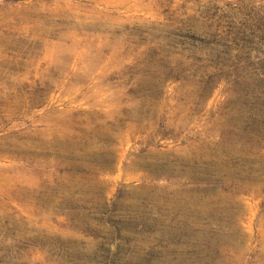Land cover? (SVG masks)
Listing matches in <instances>:
<instances>
[{"label": "rangeland", "instance_id": "1", "mask_svg": "<svg viewBox=\"0 0 264 264\" xmlns=\"http://www.w3.org/2000/svg\"><path fill=\"white\" fill-rule=\"evenodd\" d=\"M7 78L0 145L109 135L4 151L0 264H264V0H0Z\"/></svg>", "mask_w": 264, "mask_h": 264}, {"label": "bare ground", "instance_id": "2", "mask_svg": "<svg viewBox=\"0 0 264 264\" xmlns=\"http://www.w3.org/2000/svg\"><path fill=\"white\" fill-rule=\"evenodd\" d=\"M62 24V23H61ZM52 24L50 23V26ZM54 25V24H53ZM57 25V24H56ZM60 25V24H58ZM66 25V24H64ZM69 25V24H68ZM71 25V24H70ZM55 26V25H54ZM58 27H61V26H58ZM63 27V26H62ZM48 28V27H47ZM56 29V28H55ZM58 29V28H57ZM47 30V29H46ZM62 30V29H61ZM52 32V30H51ZM56 32V31H55ZM49 34V33H48ZM51 34V33H50ZM58 34V33H56ZM60 34V33H59ZM61 35V34H60ZM26 42V41H25ZM30 43V42H29ZM68 43V42H67ZM37 44V43H36ZM35 43H32L31 44V48H35L37 45ZM62 44V43H61ZM30 46V45H29ZM62 45H59L58 48H55V53L56 55L58 56H62V57H67V55L69 54H65L63 53L64 51L62 50L63 48L60 47ZM32 50V49H31ZM53 51V52H54ZM70 56V54H69ZM55 58L54 60L56 61V56L53 57ZM59 58V57H58ZM60 61V59H58ZM48 65V63H46ZM58 64H60L58 62ZM56 64L55 66H53L51 68V71L50 73L47 75V77L43 78L44 82H48L50 80H52V78L57 75V74H60V71L61 69L59 68V65ZM52 65V64H51ZM15 67V66H14ZM48 69V68H47ZM5 82H4V86L5 87H2L0 88V92H2V90H4L3 88L5 89H9L11 88V83L10 80L7 79H4ZM45 83V84H46ZM58 85V83H57ZM47 86V85H46ZM8 104V103H6ZM9 105V104H8ZM92 110V109H91ZM99 110V109H98ZM123 110V109H121ZM9 111H14V110H9ZM100 111V110H99ZM76 113H78L77 115V121L75 120V114H71L69 116V118H66L65 115L63 116H56V117H52V118H47L45 119L46 120V129L45 130H42L40 131L39 135H36L38 137L37 140L33 141V139H30V135H27V134H24V133H21L20 135L19 134H15V135H11L10 137H7L6 138V141H9L7 144H3V142L1 141L2 145H0V161L1 160H4V159H10L9 156L4 152L6 150L8 151H13V156H14V159H21L23 156V153L27 152L28 153V146H27V143L25 142V139H27V142L29 140V142H31L32 144H36V147L37 148H40L41 152L42 153H46L47 151H44L42 150L47 148V147H55L57 149H60L61 147H64V145H66V143L63 141V139H61L59 136H60V132L61 131H65L67 129L65 128H71V131L74 129L75 132H79L81 134H87V133H93V138L94 140L91 141L90 143H94L95 142H98L99 140H102V139H105L108 137L109 133L106 134L105 133V130H99L98 128H96L95 126H92L93 122L95 121L94 118H99L100 119V123L102 126H104V123L106 122L107 118L106 117H102L101 114L99 112H90V115H92L93 117H88L89 116V113L87 111H81V110H76ZM117 113V112H116ZM135 113V112H134ZM124 114V113H123ZM137 114H138V111H137ZM87 116V124L86 126H80L77 124V122H79V124H82L84 122V117ZM135 117V115H134ZM137 118V117H136ZM110 121H115V120H112V119H109ZM97 121V120H96ZM99 121V120H98ZM121 119H118L117 121H115V124L113 123V126L114 128L119 126L120 124L123 125V122H120ZM108 122V121H107ZM85 124V123H84ZM73 128V129H72ZM113 129V128H112ZM110 131V130H109ZM85 132V133H84ZM17 133V132H16ZM66 133L68 134V132L66 131ZM112 133V132H111ZM37 134V133H36ZM80 134V135H81ZM76 135V133H75ZM70 136V135H69ZM87 136V135H86ZM34 137V136H32ZM65 137V136H64ZM76 137V136H75ZM88 137V136H87ZM113 137H110L109 140H111ZM51 139V141H50ZM75 147H79L78 145H75ZM48 153V152H47ZM110 155L111 154H107L105 157L103 158H97V160L101 163L104 162H107V161H110L111 158H110ZM29 156V155H28ZM34 156V155H33ZM113 156V155H112ZM31 158V157H30ZM37 158V157H36ZM39 158V157H38ZM88 159V157H86ZM14 159H11V160H14ZM23 159V158H22ZM32 159V158H31ZM35 159V158H33ZM83 159V158H82ZM95 159V158H94ZM137 159V158H136ZM134 160V159H133ZM5 161V160H4ZM113 161V160H111ZM132 161V160H131ZM10 164H12V162H9ZM132 163V162H131ZM66 164V163H65ZM129 165V164H128ZM8 167L10 165H7ZM130 166V165H129ZM152 167V166H151ZM99 170V169H98ZM1 173V172H0ZM162 173V172H161ZM165 173V172H164ZM169 174V173H168ZM167 174V176H168ZM1 177V176H0ZM6 178V177H5ZM1 180V179H0ZM13 180V179H12ZM27 184V183H26ZM22 185V184H21ZM10 192V191H9ZM22 192V191H21ZM25 192V191H24ZM16 194V193H15ZM25 194V193H24ZM24 195H22L21 197H23ZM38 200V199H36ZM36 200L34 202H36ZM1 207V206H0ZM2 208V207H1ZM11 218V217H10ZM11 231V230H10Z\"/></svg>", "mask_w": 264, "mask_h": 264}]
</instances>
